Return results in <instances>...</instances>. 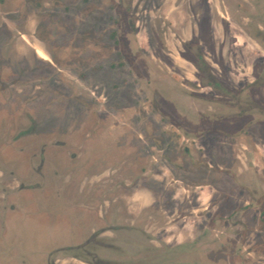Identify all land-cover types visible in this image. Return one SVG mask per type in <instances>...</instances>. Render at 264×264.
<instances>
[{
	"label": "flooded vegetation",
	"instance_id": "flooded-vegetation-1",
	"mask_svg": "<svg viewBox=\"0 0 264 264\" xmlns=\"http://www.w3.org/2000/svg\"><path fill=\"white\" fill-rule=\"evenodd\" d=\"M156 5V34L172 41V53L165 51L166 42L159 46V59L172 58L177 79L156 86L158 98L144 101L140 110L155 104L156 113L139 115L143 129L129 115L111 120L106 138H123L124 144L109 148L110 165L96 167L93 156L81 158L97 149L93 141L101 137L94 134L79 142L74 158L58 144L38 141L33 119L12 135L15 144L28 135L36 139L25 148L34 149L28 173L38 180L19 181L12 170L0 169V204L9 210L15 193L43 189L47 181L54 185L50 174L63 155L62 162L65 156L80 161L70 171L74 185L68 190L83 208L86 231L50 250L46 264L59 257L80 264H264V239L262 249L252 250L257 235L264 237V0H156ZM233 27L258 47L251 61L242 48L231 49ZM43 51L48 60L34 50L36 58L56 67ZM4 148L5 155L25 149ZM227 170L233 179L222 176ZM209 178L216 179L215 188Z\"/></svg>",
	"mask_w": 264,
	"mask_h": 264
},
{
	"label": "rangeland",
	"instance_id": "rangeland-1",
	"mask_svg": "<svg viewBox=\"0 0 264 264\" xmlns=\"http://www.w3.org/2000/svg\"><path fill=\"white\" fill-rule=\"evenodd\" d=\"M156 6V0H0L1 170H12L19 181L38 180L28 173L34 149L25 148L36 139L28 135L20 144L12 143V135L29 128L31 119L40 131L38 141L46 140L47 146L58 144L65 155L73 158L79 142L89 139L87 133L101 137L93 141L97 149L85 152L81 158L93 156L98 162L96 167L111 164L113 154L109 148L123 143V138H106L111 120L129 115L139 130L144 125L139 115L156 113L155 104L140 110L144 101L156 100L155 87L172 85L177 79L172 58L164 54L165 62L159 59V46L166 42L169 49L164 46L165 51L172 53V41L171 36L162 41L156 34ZM231 30L237 34L231 38V49L242 48L251 61L258 47L245 40L238 29ZM38 49L48 50L56 67L38 60ZM154 136L147 137V141ZM22 144L23 151L4 154V146ZM66 156L65 162L62 158L55 161L56 173L52 169L53 176L50 174L53 186L47 181L48 187L43 189L15 193L11 197L13 210L6 203V207L0 204V264H46L50 250L86 231L83 208L68 190L74 185L73 180L68 182L70 171L80 161ZM222 174L225 179H233L228 170ZM214 180H208L211 188L217 186ZM12 187L8 184L7 189ZM202 191L204 201L206 190ZM263 239L257 235L258 245L253 251L263 248ZM216 254L212 252L211 256ZM55 264L80 263L59 257Z\"/></svg>",
	"mask_w": 264,
	"mask_h": 264
},
{
	"label": "bare ground",
	"instance_id": "bare-ground-1",
	"mask_svg": "<svg viewBox=\"0 0 264 264\" xmlns=\"http://www.w3.org/2000/svg\"><path fill=\"white\" fill-rule=\"evenodd\" d=\"M37 53H38V55H39L41 58H43V59H47V55H46L43 51H41V50H37Z\"/></svg>",
	"mask_w": 264,
	"mask_h": 264
},
{
	"label": "crops",
	"instance_id": "crops-1",
	"mask_svg": "<svg viewBox=\"0 0 264 264\" xmlns=\"http://www.w3.org/2000/svg\"><path fill=\"white\" fill-rule=\"evenodd\" d=\"M39 50V49H38ZM36 53H37V51H36ZM37 55H38V53H37ZM47 55V54H46ZM39 56V55H38ZM40 57V56H39ZM41 58V57H40ZM43 59V58H42ZM43 60H48V57H47V59H43Z\"/></svg>",
	"mask_w": 264,
	"mask_h": 264
}]
</instances>
